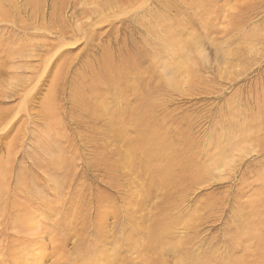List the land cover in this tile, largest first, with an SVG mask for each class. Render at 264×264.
<instances>
[{
	"label": "rangeland",
	"instance_id": "rangeland-1",
	"mask_svg": "<svg viewBox=\"0 0 264 264\" xmlns=\"http://www.w3.org/2000/svg\"><path fill=\"white\" fill-rule=\"evenodd\" d=\"M54 1L56 13L62 15L57 21L68 31L60 37L61 24L50 19L54 14L49 17L51 0L38 1L36 9V0L0 3L5 8V13L0 11V59H5L6 69L0 71V155L4 160L11 150L12 156V174H0L5 182L1 186L9 196L17 179V192H31L32 200H20L27 208L21 216L29 217L25 225L31 223V230L25 233V227L15 223L1 234L20 236L13 243L21 248L18 260L72 264L76 249L82 248L88 255L103 252L98 264H115L105 258L100 241L84 242L101 234L111 257L125 253L113 260L117 263L143 264L145 257H162L158 264H175L186 252L205 260L211 254L207 259L213 261L226 252L230 235L241 232L259 238L244 241L245 252L264 264V0H203L199 11L190 7L197 0H65L62 9L60 0ZM9 6L13 8L8 11ZM84 8L89 12L82 13ZM100 64L113 68L114 77L107 78ZM80 94L91 109L80 112L85 108L78 102ZM137 106L144 119L160 107L167 113L163 120L156 116L159 122L176 131L189 128L188 141L197 143L195 163L188 169L198 165L201 182L185 197L178 193L183 179L176 188L168 181V193L162 194L161 183L152 184L148 170L139 166L145 159L131 156V145L115 134L110 141L98 139L95 128H89L97 123L105 132L101 123H129L130 111ZM48 109L53 115L44 119ZM128 129L132 142L143 134L142 128ZM203 144L207 148L202 153ZM56 156L64 161L46 164ZM173 201L179 204L176 208ZM50 209L54 215L47 219ZM165 212L175 220L171 228L178 257L171 256L169 243H161L155 254L146 242L156 219L161 226L167 222ZM48 222L54 224L51 237L42 245L29 242L45 233Z\"/></svg>",
	"mask_w": 264,
	"mask_h": 264
},
{
	"label": "bare ground",
	"instance_id": "bare-ground-1",
	"mask_svg": "<svg viewBox=\"0 0 264 264\" xmlns=\"http://www.w3.org/2000/svg\"><path fill=\"white\" fill-rule=\"evenodd\" d=\"M38 1H41V0H36V2L34 3V5H33V9H36V8H38L40 5L38 4ZM73 1V0H72ZM118 1H120V0H118ZM123 1H126V0H123ZM3 2H4V0H3ZM2 2V0H1V2L0 3H3ZM64 2H65V0H60L59 1V3H60V9H62V5L64 4ZM120 2H122V0L120 1ZM203 0H197L195 3H194V6L193 5H190V7L195 11H199V9L200 8H202V6H203ZM9 2H7V4H8ZM14 2H12V4H13ZM42 3V2H41ZM56 2L54 1V0H51V2H49V8H51L52 6V12H50V14H49V17L52 15V14H54V16H52V17H50V19H54L53 20V23L55 22V21H57V19H61L62 17V15H60V14H58V13H56V10H55V6H54V4H55ZM5 4V3H4ZM6 4V5H7ZM16 4V3H15ZM33 4V3H32ZM48 4V3H47ZM9 5V4H8ZM1 6H3V5H1ZM10 7L11 6H9V7H7L6 8V10H10ZM15 7V6H14ZM11 8H13V7H11ZM16 8H17V6H16ZM197 8V9H196ZM8 10V11H9ZM0 11L1 12H3V13H5V8L3 7V8H0ZM18 11V10H17ZM39 11V10H38ZM82 11V13H87V12H89L88 11V9H86V8H84V9H82L81 10ZM11 13V12H10ZM9 13V14H10ZM1 14V13H0ZM18 14V13H17ZM56 14V15H55ZM2 15V14H1ZM230 15V14H229ZM4 16V15H3ZM6 16V15H5ZM8 16V15H7ZM17 16H19V15H17ZM38 16V15H37ZM12 17V16H11ZM10 17V18H11ZM16 17V16H15ZM42 17H43V15H42ZM230 17V16H229ZM232 17V16H231ZM17 18V17H16ZM8 19H9V17H8ZM17 19H19V18H17ZM38 19H39V17H38ZM160 18L159 17H155V21H154V23L155 24H158V25H160ZM34 21V20H33ZM62 20H59V21H57V22H59L61 25L59 26H57V27H59L58 29V37H60V36H62V35H65L66 34V32H68V31H65V25L61 22ZM39 23V22H38ZM37 23V24H38ZM69 23V22H68ZM35 24V23H34ZM40 24H41V22H40ZM96 24V23H95ZM235 25H236V23H235ZM38 26V25H37ZM23 27V26H22ZM47 27V26H46ZM79 28V27H78ZM154 28V29H153ZM152 29L153 30H155V27H153ZM81 29H79V31H80ZM70 31V30H69ZM72 31H73V29H72ZM82 31V30H81ZM152 32H154V31H152ZM83 33V32H82ZM93 32H90V38L92 37V39L94 38V35L92 34ZM82 36H84V35H82ZM156 36V38H157V40H158V36L157 35H155ZM77 41V40H76ZM75 42V41H74ZM41 43V42H40ZM42 44V43H41ZM72 44V43H71ZM89 44H90V42H89ZM34 45V44H33ZM46 45V44H45ZM6 46H7V44H6ZM38 47H39V45H38ZM8 48V47H7ZM13 49V48H12ZM38 49V48H37ZM3 50V49H2ZM8 50H10V49H8ZM15 50V49H14ZM18 51V50H17ZM16 51V52H17ZM4 52V51H3ZM5 52H8V51H5ZM19 53V52H18ZM21 53V52H20ZM9 54V53H8ZM109 57V56H108ZM5 60V59H4ZM4 60H1L0 59V71H3L4 72V70L6 71V69H5V61ZM7 60V59H6ZM12 60V59H11ZM107 58H106V61H104V65H107ZM9 62V61H8ZM29 64V63H28ZM24 65V64H23ZM22 65V66H23ZM31 65V64H30ZM104 65H103V67H102V65L100 64V69L102 68V71L104 72V75L107 77V78H112V77H114V70H113V68H111V67H109V66H106L105 68H104ZM24 67V66H23ZM32 67H33V65H32ZM151 68V67H150ZM36 70V69H35ZM113 73V74H112ZM32 78V77H31ZM16 86H17V84H16ZM26 86V85H25ZM18 87H19V85H18ZM20 88V87H19ZM77 91V90H76ZM84 92V91H83ZM88 94V93H87ZM89 94H91V93H89ZM80 95H82V96H80L79 97V103H81L85 108L84 109H79L80 110V112L81 111H87V110H89V109H91V106L90 107H88L87 106V104L86 103H84L83 102V100L85 99V97H84V95L83 94H80ZM75 96V95H74ZM90 97H92V94L90 95ZM143 98V97H142ZM47 99V98H46ZM78 99V98H77ZM46 102V101H45ZM73 102H75V100L73 101ZM79 103H77V105L79 104ZM96 109H97V107H96ZM128 110V108L127 107H124L123 108V111H127ZM1 111V110H0ZM138 111H140V109L138 108V106L137 107H135L134 109H131V111H130V115H131V117H130V119H129V123H115V122H107V123H101V126H103L104 128L103 129H105V132H102L101 130H100V128H99V124H97V123H95V125H92V124H90L91 122H85L86 124L87 123H89L91 126H89V128H95V130H96V132H95V134L98 136V139H105V138H109L110 137V139H109V141L111 140V137H113V135L115 134L117 137H119V138H121V139H123V140H125V142H127L129 145H131L132 146V148L133 149H131V156H134V158H138V157H142V159L144 158L145 159V163L144 164H142V165H139V166H141L143 169H147L148 170V173H149V175H150V177L151 178H153V180H152V184H154L155 185V183H161L160 185H161V189L163 188V192H161L162 194H166V193H168V191L166 190V187L168 186V181L169 182H171V184H172V186H174L175 188L176 187H178L179 186V180H182L183 179V182H184V185L180 188V189H182L181 190V192H183V194L181 193V192H178V193H180L181 195H183L184 197H185V195H187V191L189 192V189L191 188V186L192 187H194V185H195V182H201L200 180V178L198 177V173H199V168H198V165H196L197 166V168L195 169V167H193L191 170H189L188 168V166H189V164L191 163V165H192V163L194 162V160H193V157H194V154H196V152L197 151H195V148L197 147L198 148V145H197V143L196 142H192V141H188V140H190L188 137L189 136H186L187 134L188 135H190V131H189V128L187 129V128H183V129H179L178 131H176V129H175V127H173V129H171L170 127V125H168L167 126V128H166V124H164V123H162V122H159L160 120H163V118L164 117H166V113L167 112H160V107H158V108H155V110H154V114L153 115H150V116H148L147 118H145L144 119V117L143 116H140V115H138L137 114V112ZM150 113H151V111H150ZM149 113V114H150ZM158 113V114H157ZM0 114H1V112H0ZM8 114V113H7ZM52 116L53 115V113H52V110L51 109H48L47 110V112H46V115L44 116V119L47 117V116ZM48 116V119H50V117ZM156 116H160V120L158 119V118H156ZM2 115L0 116V120H3L2 119ZM96 116L95 115H93V118H95ZM47 119V118H46ZM48 121V120H47ZM95 121V120H94ZM94 121H92V122H94ZM4 122V121H3ZM46 122V121H45ZM47 123V122H46ZM54 123V122H53ZM8 124V123H7ZM48 124V123H47ZM72 124V123H71ZM75 124V123H74ZM78 125V127H81V126H83L84 127V125H82V124H77ZM77 125H75V126H77ZM5 126V125H4ZM47 126V125H46ZM55 126V125H54ZM58 126V125H57ZM87 126V127H88ZM131 126H133V127H137V128H142L143 129V134L140 136V135H138L137 137H136V141L135 142H132L131 140L133 139V136H131L130 134H128L127 133V131L129 130L128 128L129 127H131ZM170 126V127H169ZM59 127V126H58ZM2 128V127H1ZM3 128H5V127H3ZM49 129L51 128L50 126L48 127ZM46 129V131L48 130L49 132H50V130L49 129ZM55 128H57L56 126H55ZM75 129V128H74ZM77 129V128H76ZM4 130V129H3ZM5 130H7L8 131V129H5ZM86 130V129H85ZM108 130V131H107ZM65 131H67L66 129H65ZM81 131V130H80ZM131 131V130H130ZM184 131H185V133H184ZM76 132H78V130L76 131ZM86 132V131H85ZM90 132V131H89ZM172 132H174V134L175 135H173L172 134ZM48 133V132H47ZM63 133H64V131H63ZM92 133V132H91ZM5 134V133H4ZM49 134V133H48ZM46 135V136H49V135ZM93 134V133H92ZM113 134V135H112ZM211 134V133H210ZM209 134V135H210ZM7 135V134H6ZM14 136H15V134H14ZM60 135H58V137H59ZM93 136V135H92ZM95 136V135H94ZM140 136V137H139ZM179 136V137H178ZM91 137V136H90ZM123 137V138H122ZM14 138V137H13ZM46 138H48V137H46ZM53 138V137H52ZM62 138V137H61ZM60 138V139H61ZM64 138V137H63ZM66 138H67V136H66ZM84 138H87V137H84ZM89 138V137H88ZM138 138H139V143L138 144H136L137 143V140H138ZM1 139V138H0ZM11 139V138H10ZM9 139V140H10ZM41 140V139H40ZM45 140V139H44ZM47 140V139H46ZM49 140H50V138H49ZM56 140V139H55ZM57 141L58 140H56V143H57ZM66 141H67V139H66ZM129 141V142H128ZM195 141V140H194ZM39 141H37V143H38ZM46 142V141H45ZM44 142V143H45ZM53 142H54V140H53ZM52 142V143H53ZM80 142V141H79ZM82 142V141H81ZM112 142V141H111ZM180 142H187L186 143V145H183V144H181ZM192 142V143H191ZM41 143H43L42 141H41ZM50 143H51V141L49 142V146H50ZM58 143H59V141H58ZM86 143V142H85ZM87 143H88V141H87ZM86 143V144H87ZM40 144V143H39ZM54 144V143H53ZM52 144V145H53ZM71 144H72V142H71ZM74 144V143H73ZM83 144V143H82ZM86 144L84 145L83 144V146H86ZM90 145H91V143H89ZM181 145V147L180 148H175V146L176 145ZM208 144V143H207ZM38 145V144H37ZM48 145V144H47ZM55 145V144H54ZM59 145V144H58ZM64 145V144H63ZM175 145V146H174ZM76 146V145H75ZM210 146V145H209ZM5 147V146H4ZM15 147V146H14ZM44 148H46V146H43ZM53 146H51L50 148H52ZM43 148V149H44ZM58 148V147H57ZM76 148V147H75ZM121 148V147H120ZM206 148H207V145L206 144H203L202 145V147H201V150H202V153L206 150ZM34 149V148H33ZM42 149V150H43ZM48 150H50L49 149V147L47 148ZM53 149H56V148H53ZM138 150V152L139 153H137V150ZM59 150V152H60V149H58ZM209 150H210V147H209ZM56 151H57V149H56ZM79 151V150H78ZM43 152V151H42ZM48 152V151H47ZM45 153V150H44V153L45 154H48V153ZM51 152H52V149H51ZM51 152H49V153H51ZM224 152V151H223ZM55 153V152H54ZM62 153V152H61ZM184 153V154H183ZM34 154H37V153H34ZM224 154V153H223ZM8 155H9V157H7V158H5L4 160H3V156H1L0 155V174H10L11 173V163H12V159H10L12 156H11V150L10 151H8ZM49 155V154H48ZM96 156H97V154H95ZM38 156V155H37ZM50 156V155H49ZM58 156V155H57ZM56 156V158L54 157V158H49L48 159V161H47V163L46 164H52V162L53 161H64V159H62L61 157H57ZM183 156H186V157H183ZM192 156V157H191ZM205 156V155H204ZM207 156H208V154H207ZM212 156V155H211ZM211 156H209V157H211ZM65 158V157H64ZM182 158H184V160H181ZM59 159V160H58ZM215 161V160H214ZM195 163V162H194ZM43 164V163H42ZM97 164H99V163H97ZM41 166V165H40ZM42 167V166H41ZM44 167H47L46 165L44 166ZM186 167V168H185ZM188 169L187 171H182L183 169ZM207 167L205 166V169H206ZM204 168H203V170H205ZM157 172H159V174H157ZM12 174V173H11ZM22 174V173H21ZM3 175V176H4ZM8 176V175H7ZM149 177V178H150ZM11 178V177H10ZM21 178H23V177H21ZM150 178V179H151ZM24 179V178H23ZM2 181L3 180H1L0 179V238L3 236V235H1L3 232H4V230H5V227L6 228H8V227H11L10 225H13V224H15V223H18V224H20L21 226H23V227H25L24 229H25V233H27L29 230H31L30 228H28L29 226V224H31V223H29L28 225L26 224L25 225V221H26V219H29V217L28 216H26V214H25V216L23 217V216H21V213L24 211V212H26L25 211V208H23V204H21V202H20V200H21V198H23L24 199V201H26L24 204H26V203H30V202H32V200H31V198H30V195H31V192H25V190L23 191L22 189V191L20 190V192H21V194H20V192H17L18 191V188L16 187V186H18L19 184V181L17 180V179H15V181H14V185L16 184V186L15 187H9V188H12V192L10 193V195L9 196H5L4 195V191H5V189H3V187L1 186L2 185ZM22 181V180H21ZM4 182V181H3ZM9 182V181H8ZM5 183V182H4ZM13 185V186H14ZM112 185V184H111ZM6 186V185H5ZM113 186V185H112ZM153 186V185H152ZM11 190V189H10ZM72 190V189H71ZM178 190V189H177ZM7 191V190H6ZM179 191V190H178ZM9 192V191H8ZM8 192L6 193V194H8ZM123 193V192H122ZM158 193H160V192H158ZM77 194H78V192H77ZM90 194V193H89ZM126 194H123V196H125ZM164 195H163V198H164ZM180 196V195H179ZM178 196V197H179ZM183 196H181V199H182V197ZM169 198V197H168ZM166 199V198H165ZM172 199V198H171ZM170 200V199H169ZM88 201V200H87ZM175 201V200H174ZM174 201H173V203H174ZM48 202V201H47ZM172 202V201H171ZM169 203V204H172V203ZM83 204V203H82ZM177 204V203H176ZM176 204L174 203V204H172V205H174L175 206V208H176ZM172 205H170V207H168V206H166V207H168V208H171V206ZM179 204H177V206H178ZM76 208V207H75ZM167 208V209H168ZM27 209V208H26ZM166 209V210H167ZM172 209V208H171ZM96 210V209H95ZM161 210V209H160ZM173 210H175L174 209V207H173ZM29 211V210H28ZM34 211V210H33ZM97 211V210H96ZM170 211V210H169ZM51 211V209H50V211L48 212V215L46 216L47 217V219L49 218V219H52L51 217H52V214L54 215V212H52ZM164 212V211H163ZM31 213H33L32 211H31ZM34 214V213H33ZM162 214V213H161ZM169 214V213H168ZM171 214H174V213H172L171 212ZM163 215V214H162ZM170 215V214H169ZM33 216V215H32ZM163 216H165L166 218H167V213L165 212V214L163 215ZM162 216V217H163ZM171 216V215H170ZM170 216H168L169 218H167L168 220H167V222H165L164 224H163V226H161L160 224H159V220L158 219H156L153 223H152V226L149 228V230L147 231V239L148 240H146V242H149V245L151 244L154 248H155V250H154V252L153 253H157L158 252V250H160L161 251V248H160V246H162V244L161 243H169V245L171 246V250H170V252H171V256H173V257H178L177 255H179V248L176 250V247H175V245L178 243V241H177V243H176V241H174V240H172V239H174V237H175V234L174 235H172V233H174V228L172 229L171 227H172V225H173V223H174V221L175 220H173V218H171ZM32 219H33V217H31ZM21 219L23 220L24 219V223L22 222L21 223ZM56 219V218H55ZM64 219H62V221H63ZM73 220L75 221L76 220V216L75 217H73ZM102 220V219H101ZM139 220V219H138ZM97 221V220H96ZM95 221V222H96ZM60 222V221H59ZM103 222V221H102ZM161 222V221H160ZM130 223V222H129ZM24 224V225H23ZM34 224H35V222H34ZM63 224V223H62ZM176 224V223H175ZM52 225H54V224H52ZM52 225H50V223L48 222L47 224H44V229H45V233L44 234H42V233H40V235H39V233H38V236H39V239L38 240H36V238H35V234H33V236L34 237H30V239H28V241L29 242H31V241H39V243H41L42 241H44V238L45 237H47L48 235L51 237V235H50V233H51V231H52ZM66 225V224H65ZM76 225V224H75ZM98 225L100 226L101 224H99L98 223ZM61 226V225H60ZM74 226V225H73ZM22 227V228H23ZM34 227V226H33ZM33 227H31L32 229H34ZM66 227V226H65ZM71 227V226H70ZM97 227V226H96ZM104 227V226H103ZM257 227V226H256ZM184 227H182L181 228V230L183 229ZM258 228V227H257ZM36 229V228H35ZM34 229V230H35ZM58 229V228H57ZM61 229V228H60ZM63 229V228H62ZM69 229V228H68ZM80 230H83L84 228H83V225L79 228ZM79 229H78V231H79ZM98 229V228H97ZM148 229V228H147ZM178 229V228H177ZM54 230V229H53ZM67 230V229H66ZM13 231V230H12ZM40 231V230H39ZM55 232V231H54ZM77 232V231H76ZM80 232V231H79ZM101 232V231H100ZM99 232V233H100ZM176 232V231H175ZM68 233V232H67ZM196 233V232H195ZM32 234V233H31ZM30 233H29V235H31ZM94 234V233H93ZM8 234H6L5 236H7ZM28 235V234H27ZM69 235V234H68ZM71 235V234H70ZM180 235V234H179ZM188 235V234H187ZM250 234L249 233H241V232H237L236 234H234V235H230V237H229V239H227V245H226V247H224V249H223V252H224V250L226 251L225 253H221L220 255H221V257L220 258H218V260L216 259L217 258V256H219L218 254H216V253H213V254H216V257L213 259V261L212 260H210V259H207V257L209 258L210 256H212L211 254H207L206 255V260L205 259H203V257L202 258H200V257H198L197 259H195V258H193L192 257V254L193 253H187L186 252V256H185V258H181V260H179V259H177V263H175V264H247V262H249V263H252V264H261L262 262H263V260L262 259H260L258 256H254V255H252V256H250L248 253H246L245 252V250L247 249V247H245V245H244V241L247 243V240H249V239H255V240H259V238L257 237V236H249ZM48 236V237H49ZM59 236H61V235H59ZM94 235H91L90 236V238H88V240H84V242H86V243H90V242H92L93 240H96V242H94V244L95 243H99V241H100V244L102 245V247H104L103 248V251H104V255H105V258H107V257H110V259H113V260H116V259H119V260H121V259H123V255L125 256V253L124 254H122V258H113V257H111V255L109 254V252L107 253V246L105 245L106 243H107V240L106 239H104V238H101V234H100V236H98V234H97V237L95 236V237H93ZM117 236V235H116ZM177 236H178V234H177ZM195 236V235H194ZM37 237V236H36ZM53 237V236H52ZM6 238V237H5ZM4 237H2L1 239V241H0V264H25L27 261H29V259H26V258H19V260H18V257H16V255H19L20 254V250H21V248H19L18 246H15L13 243H16L19 239H20V236L19 235H17L15 232L13 233V236H12V238H9V237H7L6 239H5ZM22 238H24V237H22ZM29 238V237H28ZM70 238V237H69ZM72 238V237H71ZM26 239V238H25ZM55 239V238H54ZM84 239V238H83ZM85 239H87V238H85ZM133 239V238H132ZM170 239V240H169ZM16 241V242H15ZM61 241V240H60ZM59 241V242H60ZM188 241V240H187ZM191 241H193V240H191ZM58 242V241H57ZM57 242H56V244H57ZM58 242V243H59ZM72 242V241H71ZM70 242V243H71ZM135 242V241H134ZM137 242V241H136ZM139 242V241H138ZM137 242V243H138ZM182 243V242H181ZM18 244V243H17ZM60 244H62L63 246H64V244L66 245V242L64 241V240H62V243H60ZM128 244H129V241H128ZM127 244V245H128ZM145 244V243H144ZM248 244V243H247ZM41 245H42V243H41ZM86 245H88V244H86ZM136 247V249H138V244L136 245V244H134ZM133 245V246H134ZM178 245V244H177ZM176 245V246H177ZM180 245V244H179ZM79 246V245H78ZM109 246V245H108ZM129 246V245H128ZM140 246H141V244H140ZM182 246V245H181ZM28 247V246H27ZM62 247V246H61ZM107 247V248H106ZM112 247V246H111ZM130 247H132V245L130 246ZM143 247H148V245H146V246H143ZM185 247V246H184ZM188 247V246H187ZM193 247V246H192ZM191 247V248H192ZM117 248V247H116ZM150 248V247H149ZM60 249V248H59ZM64 249V248H63ZM82 248H77L76 249V251H75V253H74V255H75V257H74V259L72 260L73 262H72V264H98V258H100V255H102L103 254V252L100 254V255H97V250H96V253L95 252H93V253H90V255H88V250H84V251H82V252H80V250H81ZM115 249V248H114ZM118 249V248H117ZM120 249V248H119ZM151 249H153L152 247H151ZM110 250V249H109ZM127 250V249H126ZM129 250H131L130 248H129ZM186 250V249H185ZM243 252H242V251ZM241 252V254L240 255H236V253L237 252ZM33 252V251H32ZM110 252H112V250H110ZM134 252V251H133ZM24 254V253H23ZM58 254V253H57ZM62 254H64V252H62ZM154 254V255H155ZM229 254V255H228ZM5 255H7V257L5 256ZM59 255V254H58ZM181 255H182V253H181ZM11 256H12V258H11ZM64 256V255H63ZM117 256V255H116ZM8 257H10V258H8ZM118 257V256H117ZM154 257V256H153ZM189 257V258H188ZM249 257H252L251 259L249 258ZM61 258H63V257H61ZM73 258V257H72ZM250 260H249V259ZM32 260V259H31ZM70 260V259H69ZM113 260H110L112 263H115V264H123L124 263V261H120V262H123V263H117V262H114ZM124 260L125 261H127L126 260V257H124ZM251 260H253L252 262H251ZM256 260V261H255ZM129 261H131V259L129 260ZM158 261L159 262H162L163 263V261H162V257H156V259H154L153 260V258H147V257H145L144 258V263L143 264H147V263H151V262H155V264H158ZM119 262V261H118ZM141 262H142V260H141ZM31 263H32V261H31ZM30 263V264H31ZM161 263V264H162ZM248 263V264H249ZM27 264V263H26ZM125 264V263H124ZM166 264V263H165Z\"/></svg>",
	"mask_w": 264,
	"mask_h": 264
}]
</instances>
